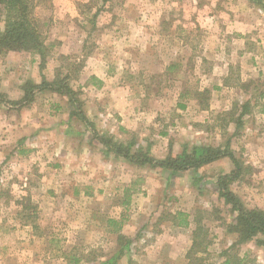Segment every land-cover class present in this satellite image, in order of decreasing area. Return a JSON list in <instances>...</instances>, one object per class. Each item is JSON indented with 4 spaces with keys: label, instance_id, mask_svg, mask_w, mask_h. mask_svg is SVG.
<instances>
[{
    "label": "rangeland",
    "instance_id": "374dc122",
    "mask_svg": "<svg viewBox=\"0 0 264 264\" xmlns=\"http://www.w3.org/2000/svg\"><path fill=\"white\" fill-rule=\"evenodd\" d=\"M36 16L47 38L43 72L39 53L29 51L38 65L0 55V264H96L128 237L116 264H187L193 229L176 225L182 211L204 226V263L222 264L237 240L228 231L237 212L216 184L236 169L229 157L172 175L105 154L92 128L71 115L67 94L18 97V79L25 95L42 74L65 79L99 136L129 142L136 136L124 122L156 158L229 143L251 167L230 188L245 207L264 211V155L249 148L256 133L264 137V8L255 0H41ZM4 18L0 6V28ZM262 239L232 254L264 264Z\"/></svg>",
    "mask_w": 264,
    "mask_h": 264
},
{
    "label": "trees",
    "instance_id": "16d2710c",
    "mask_svg": "<svg viewBox=\"0 0 264 264\" xmlns=\"http://www.w3.org/2000/svg\"><path fill=\"white\" fill-rule=\"evenodd\" d=\"M40 1L41 0H0V6L3 7L5 14L4 27L0 28V53H5L10 50L39 53L41 56L39 66L43 72L47 57L45 52V49L47 48V38L39 19L36 16V9ZM255 1L258 5H261L264 8V0ZM92 79H96V76H92ZM28 84V87L26 86L27 91L25 98L31 97L34 89H37L38 91L50 89L62 94H67L74 108L71 111V115L78 116L92 128L94 137L98 138V140L106 147L104 150L106 154L113 152L116 156L140 166L149 165L166 168L170 170V174L172 175L176 174L178 171L188 169L197 170L201 166L212 163L215 160L229 157L234 163L236 169L229 173L221 174L218 177L216 184L219 188V195L224 198L226 203L231 204L234 212H237L235 217L236 222L231 223L228 226L229 232L237 234V240H235L231 246L223 250L220 255L221 257H225L222 264H246L244 259L238 254H232V250L238 245L252 240L259 234L264 236V211L259 208L245 207L240 197L230 188V184L239 179L242 174L251 169V167L244 166L235 153L227 147L229 146V143H227L224 148L206 144L194 145L192 148L186 146L181 153L175 156L168 155L165 158H156L151 154L149 148L144 149L137 146V141L135 139H132L129 142H123L115 140L113 135L108 137L103 135L99 136L86 114L78 109L76 92L68 86L65 79H61L60 81H48L45 75L42 74V81L40 84H34L32 81H28ZM199 92H201V94L204 92L209 93L210 90L209 88H206ZM249 109L250 101L247 100L243 104L242 111L236 120L237 127L243 124V116L249 111ZM180 215H184V218L178 223H183L184 225L188 224V219L185 214L180 212ZM170 217L172 218L175 216L171 215ZM109 220L114 225L118 226L120 231L122 230V221L120 222L114 218H110ZM196 223L197 227L193 231L192 245L186 254L188 259L187 264H205V256H203V253L207 252L208 244L204 237L201 238V230L204 226L201 224L200 218L197 217ZM33 227L37 228V225L34 224ZM132 242V238H126V241L116 254L107 260L96 264H116L118 260L130 250ZM259 243L264 244V239L260 240ZM73 258L77 262L80 261L79 258ZM70 261L72 262L71 258Z\"/></svg>",
    "mask_w": 264,
    "mask_h": 264
},
{
    "label": "crops",
    "instance_id": "0c3cea01",
    "mask_svg": "<svg viewBox=\"0 0 264 264\" xmlns=\"http://www.w3.org/2000/svg\"><path fill=\"white\" fill-rule=\"evenodd\" d=\"M237 31H239V33H241L242 31H241V29H237ZM1 54H3L4 55V59L5 60H7V61H14V60H17L18 59V61H21L20 59L22 58V57H25V58H30V62H34V64H37L38 65V63H39V61H38V58L36 57V56H34L33 58H32V54H31V52H27V51H16V50H10V51H8V52H5V53H0V55ZM19 63H22V62H19ZM26 64V63H25ZM26 66V65H25ZM31 79V78H30ZM33 79V78H32ZM30 81V80H29ZM42 81V80H41ZM22 82H23V80H21V79H18V89H20V90H22V92H23V89H22V87H21V85H22ZM34 83H39V81L35 78V80H34ZM41 83V82H40ZM23 88H24V86H23ZM20 92L21 94L19 95L18 94V97H24L25 96V92ZM36 92V91H35ZM23 95V96H22ZM119 115H122V113H120L119 112ZM87 116V115H86ZM88 117V116H87ZM125 118H126V116H125ZM130 117H128V119H129ZM121 124L122 125H125V127H126V129H128V131H129V133L131 132L132 134H134L136 137H134V138H131V139H135L136 141H137V146H139L140 145V142L139 141H142V142H145V140L143 139V136H139V133H138V131L137 130H135V128L133 127V128H131V126L129 125V124H125L124 122H121ZM262 127H264V125L262 126ZM120 128H122V129H125L124 127H122V126H120ZM252 132H254V133H256V129L255 130H251ZM263 136V135H262ZM261 136V134H259V133H256L250 140H251V142L254 144V145H252V146H250L249 148H250V151L252 152V151H258V153L259 154H262V156L264 155V153H262L263 151H264V149H263V142H264V140H262V138H264V137H262ZM118 138H116L115 137V140H117ZM130 140V139H129ZM119 141H123V142H127L126 140H119ZM103 152H105L104 150H103ZM106 154V153H105ZM110 154V153H109ZM116 156V155H115ZM223 158H226V157H223ZM222 159V158H221ZM218 160H220V159H218ZM218 160H215V161H213L212 163H216V161H218ZM256 162V161H255ZM255 162H253L252 163V165L254 166V168H255V171H254V173L256 172V167H258L257 165H256V163ZM211 164V163H210ZM209 165V164H208ZM195 171V170H194ZM182 171H178L176 174L178 175V174H180ZM170 173V172H169ZM182 213H184L185 214V216L187 217V219H188V224H186V225H184L183 223H181V224H179V223H176V225H178V226H183L184 228H192L193 230H191L192 232L194 231V229L197 227V223H196V221H197V216H194L193 217V215H192V213H188V212H185V211H182ZM171 223L174 225V222L173 221H171ZM181 228V227H180ZM193 241V240H192ZM191 245L192 244H190V247H191ZM190 249V248H189ZM185 257H186V255H185ZM187 258V257H186Z\"/></svg>",
    "mask_w": 264,
    "mask_h": 264
}]
</instances>
